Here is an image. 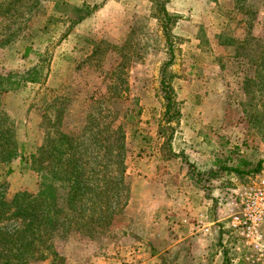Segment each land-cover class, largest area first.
Segmentation results:
<instances>
[{"label":"rangeland","instance_id":"374dc122","mask_svg":"<svg viewBox=\"0 0 264 264\" xmlns=\"http://www.w3.org/2000/svg\"><path fill=\"white\" fill-rule=\"evenodd\" d=\"M36 1L0 0V116L12 120L18 155L21 147L28 156L57 132H70L87 151L85 168L99 172L106 148L122 143L129 187L121 197L125 189L113 176L107 197L121 205L103 234L54 233L65 264H137L142 254L133 250L149 246L158 253L155 264H250L245 256L253 252L238 248L224 202L264 175V0H160L178 16L165 78L178 102V125L167 121L173 109L164 114L161 68L170 53L155 0H38L27 17ZM84 4L95 8L77 21L82 13L74 8ZM251 36L260 52L258 43L249 51L243 45ZM37 64L39 82L10 87ZM107 126L123 132L118 143L104 139ZM239 158L246 173L237 175L226 166ZM1 166L7 200L18 191L35 193L46 170L22 167L19 156ZM148 178L166 186L173 217L154 235L139 236L127 206L136 180ZM199 213L210 223L205 233L194 219ZM26 264L53 263L47 257ZM256 264H264V253Z\"/></svg>","mask_w":264,"mask_h":264},{"label":"trees","instance_id":"16d2710c","mask_svg":"<svg viewBox=\"0 0 264 264\" xmlns=\"http://www.w3.org/2000/svg\"><path fill=\"white\" fill-rule=\"evenodd\" d=\"M154 4L170 53V58L161 68V82L166 100L164 114L173 109V114L167 118V121L178 125L180 117V110L176 107L178 102L172 86L169 82H165L167 75H170L167 74V67L172 63L173 58L170 31L178 16L169 12L162 1L155 0ZM37 5L38 0L34 2V5L27 7V17L38 8ZM251 7L252 4L249 5V8ZM94 8L87 4L75 7V11L82 13L77 21L89 15ZM249 13L252 14L251 11ZM258 42V37L251 36L243 40V45L248 46L249 51L250 46ZM261 46V42L256 44L254 50L260 52ZM27 52L25 50L24 55ZM255 59L256 56H249L252 63L257 62V60L253 61ZM40 66L37 64L17 75V80L10 82V85L14 84V86L10 87L16 89L26 82H39L42 75L39 70ZM0 90L3 91V89ZM170 128H175V126L172 125ZM105 132H107L105 140H116L117 143L123 134L111 126H107ZM75 140L76 135L59 131L57 136L51 137L46 146L38 152L23 156L21 147L18 155V144L12 120L6 114L0 116V168L1 165L5 166L14 157L19 156L22 167L36 172L43 168L46 169L41 175V182L35 193L18 191L9 200L6 199V182L0 180V264H26L29 261L47 257L53 264H65L63 257L52 243L54 233L58 229L74 228L78 232L86 233L88 237L101 235L107 230L112 216L121 205V199L110 204L111 199L107 197L112 189V181H115L113 176L125 192L129 188L123 182L126 168L123 145L122 143L117 144L115 149L106 148L105 156L102 154L106 162L101 165V171L92 172V169L85 168L88 160H85L83 155L87 151L78 149ZM101 141H104L103 138ZM43 161H47L45 165ZM245 164L247 161L239 158L237 165L226 166V169L237 175L243 174L246 172L240 166ZM260 168L261 163H258L255 171ZM114 172L115 175H113ZM247 172L252 173L249 170ZM124 195L127 196V192L122 193L121 197Z\"/></svg>","mask_w":264,"mask_h":264},{"label":"built area","instance_id":"2783aa9c","mask_svg":"<svg viewBox=\"0 0 264 264\" xmlns=\"http://www.w3.org/2000/svg\"><path fill=\"white\" fill-rule=\"evenodd\" d=\"M224 206L229 228L240 239L238 248L252 251L245 259L256 264L264 253V175L234 190Z\"/></svg>","mask_w":264,"mask_h":264},{"label":"crops","instance_id":"0c3cea01","mask_svg":"<svg viewBox=\"0 0 264 264\" xmlns=\"http://www.w3.org/2000/svg\"><path fill=\"white\" fill-rule=\"evenodd\" d=\"M143 182L140 179L136 180V184L132 187V196L129 201V212L133 217L134 231L140 236L141 231H151L154 235L155 231L159 227L158 224L163 225L166 221H169L168 218L173 217V213L167 214L168 210L166 208V203L170 200V196H167L166 186L160 181L155 182L154 180L148 178ZM168 206V205H167ZM173 209V208H172ZM204 215L202 213L197 214L195 221L201 220L203 225H200L201 231L207 232L208 226L210 223L203 222ZM141 222H138V221ZM184 223L189 224V228L194 229L198 228L191 224L190 220L183 218ZM213 223V222H212ZM191 224V225H190ZM196 224V222H195ZM141 244V243H140ZM146 246V245H143ZM147 247V246H146ZM143 250V252H141ZM135 256L141 255V260L137 264H155L158 258V253H153L148 247V250L145 248L136 247Z\"/></svg>","mask_w":264,"mask_h":264}]
</instances>
